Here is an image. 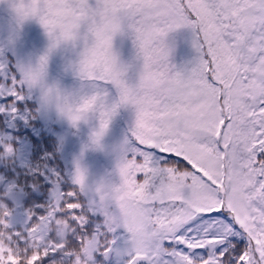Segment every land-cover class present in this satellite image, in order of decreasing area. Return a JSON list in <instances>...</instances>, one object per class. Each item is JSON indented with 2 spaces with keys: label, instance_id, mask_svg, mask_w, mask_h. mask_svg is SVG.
I'll use <instances>...</instances> for the list:
<instances>
[{
  "label": "snow or ice",
  "instance_id": "1",
  "mask_svg": "<svg viewBox=\"0 0 264 264\" xmlns=\"http://www.w3.org/2000/svg\"><path fill=\"white\" fill-rule=\"evenodd\" d=\"M11 7L18 23L39 22L50 47L34 66L0 60V161L23 153L6 124L37 111H55L74 128L94 117L85 149L103 147L122 106L135 119L114 148L118 183L90 189L79 160L68 175L0 167V264H264V0ZM178 30L195 52L180 69L167 42ZM117 35L134 45L135 82L113 50ZM68 42L82 44L72 69L91 91L45 80L49 53Z\"/></svg>",
  "mask_w": 264,
  "mask_h": 264
},
{
  "label": "rangeland",
  "instance_id": "2",
  "mask_svg": "<svg viewBox=\"0 0 264 264\" xmlns=\"http://www.w3.org/2000/svg\"><path fill=\"white\" fill-rule=\"evenodd\" d=\"M36 22L35 19H33ZM16 30L9 26V23L0 19V38L7 35H16ZM37 35V44H34V50L27 44H22L20 39L15 36V41L10 44L11 52L15 55L16 64L14 68L18 70L21 65H35L39 57L48 52L50 47V39L41 26ZM183 38V41H181ZM45 40L44 44L40 41ZM170 52V63L176 68L177 61L182 56L189 63L195 56L194 49L191 46V37L187 30H178L171 33L167 40ZM113 50L118 60L128 66V75L130 82H135L138 77L139 61L136 60L135 48L132 40L128 36L117 35L113 41ZM82 51V44L68 42L62 44L54 51L49 53L48 65L45 74V80L48 84H57L60 88L67 92L79 93L81 91H91L92 88H81L78 83L71 82L72 65L78 60L79 53ZM52 61H56V73H54L49 65ZM76 80V79H75ZM35 95V94H34ZM36 96V95H35ZM39 109L38 99H35ZM111 102V101H109ZM36 109V108H35ZM41 117L50 123V127L56 136L58 145H62L63 157L72 168H67V173L74 172L76 161L82 168L86 170L87 185L90 189L107 184L118 183L119 175L116 169L117 157L114 148L120 144L128 133L129 127L134 123L135 111L131 106H122L118 109L116 115L112 118L109 130L102 140V148L89 147L85 149V145L89 142V134L92 126L96 123L95 118H91L88 124L81 123L79 128L72 127L66 119H62L55 111H42ZM121 124H120V120ZM122 125V126H121ZM57 160V159H56Z\"/></svg>",
  "mask_w": 264,
  "mask_h": 264
},
{
  "label": "trees",
  "instance_id": "3",
  "mask_svg": "<svg viewBox=\"0 0 264 264\" xmlns=\"http://www.w3.org/2000/svg\"><path fill=\"white\" fill-rule=\"evenodd\" d=\"M11 3H12V0H4V2H0V19L8 22L9 26L13 27L16 30L17 34L14 36L7 35L5 37L0 38V60H2L6 64L11 65L14 68V64H16L17 58H15V55L11 52L12 47L10 46V44L15 41V36L20 39L22 44H25V45L27 44L30 48H32L34 50V44L38 43L37 35L39 38L38 31H39L41 25L39 24V22L37 20H36V22H34L33 19H27V20L23 21V23H18L16 13L14 12L13 8L11 7ZM181 41H183V38ZM40 42L41 43H39V44H44L45 40L40 41ZM170 59L172 60V58H170ZM190 59H188L186 61L183 56L180 59H178L177 61H179V62H176L177 67H178L177 69L183 68L186 65H188ZM173 65H174V63H173ZM55 67H56V61H52L51 64L49 65V68L54 73L57 72ZM71 73L72 74H71V77H69V79H71L72 83H74V81H75L76 83H78L80 85L81 88H85V89L94 87L93 85H91L87 82L81 81L75 75L73 69H72ZM32 98H33V100L36 99L34 94H33ZM114 98H116V93L114 90H110L109 101H111ZM29 103L36 106L35 107L36 109H34V110H38V107H37L35 100L33 102L29 101ZM36 120L37 119L34 118V119L29 120L28 122L29 123L35 122ZM4 123H5V118L3 116H0V124H4ZM120 124H121V120H120ZM28 130H29V128L26 126V124L23 120H19L18 122L9 121L6 124V134L8 135V138L12 139L17 144L18 149L22 147L23 153H22V155H19L17 157V159L14 158L11 161V164H9L6 161H0V167L15 165L17 168L23 169L24 170L23 174L27 175L25 168L27 167L28 163L30 162L29 158H31V155H32V150L30 148H32L34 144L37 145V143L33 142V141H37V138L35 136L32 137L29 134ZM23 131H26L27 133L26 132L23 133ZM4 134H5V132L0 131V137H2ZM26 142L28 143V145L26 144ZM56 159H58V160H56V164H58V170L57 171L66 175L67 171H65V170L67 169V165L64 161L65 159L63 157L62 145H58L57 141H56ZM38 167H42V166H38ZM13 169H14L13 171H15V167ZM17 174L19 175L20 173H17Z\"/></svg>",
  "mask_w": 264,
  "mask_h": 264
},
{
  "label": "flooded vegetation",
  "instance_id": "4",
  "mask_svg": "<svg viewBox=\"0 0 264 264\" xmlns=\"http://www.w3.org/2000/svg\"><path fill=\"white\" fill-rule=\"evenodd\" d=\"M34 100L33 98H31L30 102H33ZM33 111H37V110L33 109ZM40 114H41L40 111H37V114L35 115V118L37 120L35 122L25 123L26 126L29 128L28 130L29 134L32 137L35 136L37 138V141L39 142L37 145L34 144L33 147L30 148L32 150V155H31V158H29L30 162L25 168L27 174L33 168L38 167V166H42V167L47 166L50 170L52 169L56 171L58 170V164H56V136L53 132V129L50 128L53 126H50V123L48 121L45 122ZM25 132L26 131H23V133ZM26 144L28 145L27 142ZM17 157L15 159H17ZM64 161L67 165V168L73 167L71 164L67 163L66 160ZM15 168L17 167L15 166ZM68 174L69 173H67L66 175Z\"/></svg>",
  "mask_w": 264,
  "mask_h": 264
}]
</instances>
